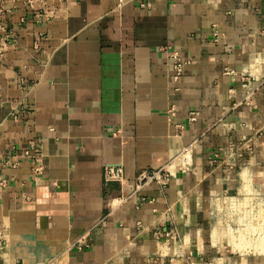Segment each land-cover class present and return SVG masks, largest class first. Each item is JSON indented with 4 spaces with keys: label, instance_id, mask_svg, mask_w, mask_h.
Instances as JSON below:
<instances>
[{
    "label": "crops",
    "instance_id": "1",
    "mask_svg": "<svg viewBox=\"0 0 264 264\" xmlns=\"http://www.w3.org/2000/svg\"><path fill=\"white\" fill-rule=\"evenodd\" d=\"M165 166L166 186L133 194ZM252 183L264 0H0V264H229L213 222Z\"/></svg>",
    "mask_w": 264,
    "mask_h": 264
},
{
    "label": "rangeland",
    "instance_id": "2",
    "mask_svg": "<svg viewBox=\"0 0 264 264\" xmlns=\"http://www.w3.org/2000/svg\"><path fill=\"white\" fill-rule=\"evenodd\" d=\"M263 194H264V187L263 189L262 187L260 189L258 188L254 189L253 183H252L250 184V189L248 191L246 189V191L242 193V195L235 196V197H238V200L234 201V199H230L232 203L222 202V204H220L219 206L221 207L223 212L221 209L220 210L217 209L219 213H223V218H224L222 221L220 220V223H218L219 222L218 220H216L215 223L212 221L213 224H215L213 226H215L216 228H219L217 229L218 235L223 236L225 233L228 235V238L230 239L228 241L233 242V239H234V242L238 241L237 242L239 244L238 246H240L237 249L235 248V245H231L230 243L228 244V242L225 243L229 245L231 250L226 252L225 254L220 252L221 255L220 254L219 255H220V258H225V257L228 258L229 264L231 262L234 264H237L239 262V264H241L244 262V260L245 262L246 260H248L249 262L248 264H251L250 263V250H252L255 254L261 253L259 250L258 252L256 251L257 249L253 246L254 244L253 240H255V243L259 241L260 243H263L264 241V237H263L264 236V226H261L262 224H264V219L263 220L261 219L262 217L264 218V213L263 211L261 212V209L262 208L264 209V195ZM225 197H223L221 200L223 201ZM259 205L261 206V208ZM212 211L217 213L215 208ZM252 216L254 219L251 218ZM261 238L263 240H261ZM244 239H247V240L245 241ZM242 244L244 246H242ZM260 255H263V254L261 253ZM205 264H224V260L222 259L216 260L213 257V259L207 260Z\"/></svg>",
    "mask_w": 264,
    "mask_h": 264
},
{
    "label": "built area",
    "instance_id": "3",
    "mask_svg": "<svg viewBox=\"0 0 264 264\" xmlns=\"http://www.w3.org/2000/svg\"><path fill=\"white\" fill-rule=\"evenodd\" d=\"M169 57L171 58L172 62V77L175 82H178L185 70V66L187 64V61L182 57L179 51L177 50H171L169 53ZM227 73H231V71H228ZM193 119V118H192ZM37 150L36 147H31L30 149H27L24 152V155H26L35 165V171L37 173L42 172V167L37 166L36 158L37 155L35 154V151ZM182 163L184 166H189L190 163V156L188 152H184V154L181 157ZM171 178V171L168 166L162 167L157 170H144L141 171L137 177H136V185L135 190L133 194H138L141 190H143L146 186L150 185L151 183H158L162 186H166ZM125 180V170L122 165H107L104 169V181L106 184L111 182H120L122 183ZM160 235H157V238H159ZM165 237H170V233L166 232ZM3 241V235L2 232H0V245ZM81 239L77 242L78 245H80ZM57 261V259H56ZM56 261H52L49 264H55Z\"/></svg>",
    "mask_w": 264,
    "mask_h": 264
},
{
    "label": "bare ground",
    "instance_id": "4",
    "mask_svg": "<svg viewBox=\"0 0 264 264\" xmlns=\"http://www.w3.org/2000/svg\"><path fill=\"white\" fill-rule=\"evenodd\" d=\"M262 205V204H261ZM260 206V205H259ZM260 208H261V206H260ZM263 211V213H264V209L262 208L261 209V212ZM259 214V213H258ZM259 216H261V215H259ZM263 216V215H262ZM258 218V217H257ZM259 218H261V217H259ZM262 220H263V217L261 218ZM259 220V219H258ZM263 222V221H262ZM261 222V223H262ZM260 223V224H261ZM259 224V223H258ZM260 226V225H259ZM261 226H264V224H262ZM260 228V227H259ZM262 231V230H261ZM241 233V232H240ZM262 233V232H261ZM246 235V234H245ZM236 236V235H235ZM263 236V235H262ZM226 237H227V242H228V244L230 243L231 245H235V248H239L240 246H238L239 244L237 243V242H234V239H233V242H231V241H228V240H230L229 238H228V235H226ZM264 237V236H263ZM231 238V237H230ZM235 238H237V237H235ZM242 238H244V237H242ZM250 239V238H249ZM256 239V238H255ZM232 240V239H231ZM238 240V239H237ZM245 241L247 240V239H244ZM261 240H263L262 238H261ZM250 241V240H249ZM254 241V244H253V246L257 249L256 251L258 252V250L262 253V254H264V241H263V243H260V241L259 242H257V243H255V240H253ZM233 243V244H232ZM241 243H243V242H241ZM251 244V243H250ZM242 246H244L243 244H242ZM251 246V245H250ZM249 246V247H250ZM247 248V247H246ZM241 249H242V247H241ZM260 253V254H261ZM241 264H247L246 262H243V263H241Z\"/></svg>",
    "mask_w": 264,
    "mask_h": 264
}]
</instances>
